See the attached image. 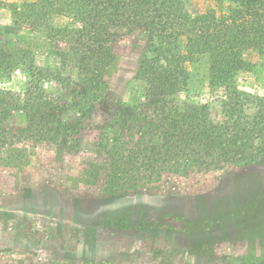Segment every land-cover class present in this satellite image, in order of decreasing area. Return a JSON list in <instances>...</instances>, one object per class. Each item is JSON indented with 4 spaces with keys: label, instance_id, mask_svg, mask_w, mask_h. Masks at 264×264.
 Returning <instances> with one entry per match:
<instances>
[{
    "label": "trees",
    "instance_id": "trees-1",
    "mask_svg": "<svg viewBox=\"0 0 264 264\" xmlns=\"http://www.w3.org/2000/svg\"><path fill=\"white\" fill-rule=\"evenodd\" d=\"M226 1L235 5L227 20L210 8L192 13L187 0L16 3L12 26L6 29L30 26L43 33L51 44L50 60L41 65L35 50L11 37L0 48V152L16 143L58 144L79 135L108 88L117 37L142 31L146 49L137 79L145 84L144 100L116 104L99 135L97 156L83 171L85 183L137 185L166 171L212 170L264 156V95L238 81L240 73L252 68L247 55H264V0ZM61 16L70 24L57 25ZM59 41L68 42L69 49H57ZM182 41L184 52L178 49ZM195 63L206 66L210 88L221 91L215 103L189 97L188 65ZM18 73L26 78L23 90L3 86ZM261 197L250 214L221 211L239 218L242 227L250 225L243 237L250 248L231 264H264L256 247L259 239L264 248ZM204 217L217 215L207 212Z\"/></svg>",
    "mask_w": 264,
    "mask_h": 264
},
{
    "label": "rangeland",
    "instance_id": "rangeland-1",
    "mask_svg": "<svg viewBox=\"0 0 264 264\" xmlns=\"http://www.w3.org/2000/svg\"><path fill=\"white\" fill-rule=\"evenodd\" d=\"M4 1L0 48L14 38L35 50L41 65L47 64L51 44L43 33L30 26L6 29L13 23L11 7L24 0ZM187 7L196 14L214 9L227 20L235 5L226 0H187ZM56 24L68 25L70 19L58 17ZM184 45L185 41L179 44V51L184 52ZM69 46L56 43L64 51ZM114 46L108 88L79 135L58 144L16 143L0 152V263L231 264L234 256L250 248V241L243 239L250 225L244 228L239 218L221 211L250 214L262 202L264 156L212 170L166 171L137 185L85 183L83 171L97 156L99 135L116 104L144 100L145 84L137 79L146 49L144 33H123ZM246 60L252 68L238 75L241 87L264 95V55L249 53ZM188 69L191 99L215 103L221 98V91L210 88L203 63L189 64ZM25 81L18 73L3 86L23 90ZM146 108L151 111L148 102ZM207 212L217 217H204ZM256 247L264 256L259 239Z\"/></svg>",
    "mask_w": 264,
    "mask_h": 264
}]
</instances>
